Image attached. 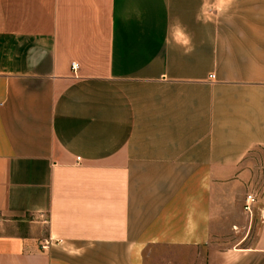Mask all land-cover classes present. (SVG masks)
Segmentation results:
<instances>
[{
    "label": "crops",
    "instance_id": "0c3cea01",
    "mask_svg": "<svg viewBox=\"0 0 264 264\" xmlns=\"http://www.w3.org/2000/svg\"><path fill=\"white\" fill-rule=\"evenodd\" d=\"M259 148L264 0H0V264H264L209 245Z\"/></svg>",
    "mask_w": 264,
    "mask_h": 264
},
{
    "label": "rangeland",
    "instance_id": "374dc122",
    "mask_svg": "<svg viewBox=\"0 0 264 264\" xmlns=\"http://www.w3.org/2000/svg\"><path fill=\"white\" fill-rule=\"evenodd\" d=\"M229 184L216 188L212 198V238L210 246L222 250L235 246H253L264 221V149H256ZM254 202L250 212L246 199ZM250 235L243 239L246 231ZM243 239V243H242ZM207 248L154 246L145 250L144 264H205Z\"/></svg>",
    "mask_w": 264,
    "mask_h": 264
},
{
    "label": "built area",
    "instance_id": "2783aa9c",
    "mask_svg": "<svg viewBox=\"0 0 264 264\" xmlns=\"http://www.w3.org/2000/svg\"><path fill=\"white\" fill-rule=\"evenodd\" d=\"M71 70H72L73 73H76V71L78 70V65L75 64V63L71 64ZM210 79H213V76ZM253 202H254V199L252 198V196H248L247 199H246V208H245V210L250 212V208H251V205H252Z\"/></svg>",
    "mask_w": 264,
    "mask_h": 264
}]
</instances>
